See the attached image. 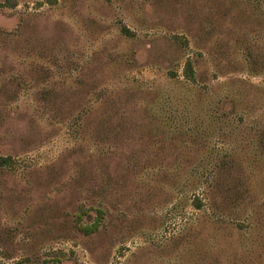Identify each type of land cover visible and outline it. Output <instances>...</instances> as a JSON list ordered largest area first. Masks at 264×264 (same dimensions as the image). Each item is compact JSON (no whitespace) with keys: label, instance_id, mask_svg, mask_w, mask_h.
<instances>
[{"label":"rangeland","instance_id":"obj_1","mask_svg":"<svg viewBox=\"0 0 264 264\" xmlns=\"http://www.w3.org/2000/svg\"><path fill=\"white\" fill-rule=\"evenodd\" d=\"M0 156V264H264V0H0Z\"/></svg>","mask_w":264,"mask_h":264},{"label":"trees","instance_id":"obj_2","mask_svg":"<svg viewBox=\"0 0 264 264\" xmlns=\"http://www.w3.org/2000/svg\"><path fill=\"white\" fill-rule=\"evenodd\" d=\"M123 32L126 34H130L129 31L126 29H123ZM184 76L187 78L189 81H194L195 80V72H194V66L193 64L189 61L187 62L185 69H184ZM12 165V158L7 157V156H0V170L4 169L5 167H10ZM198 208H200L202 205L201 203H197ZM98 216L97 219L91 223V224H84L83 223V216L82 214L78 215V225H79V230L84 233L85 235H90L94 234L97 232L100 228V219L103 218V212L101 210L97 211Z\"/></svg>","mask_w":264,"mask_h":264}]
</instances>
